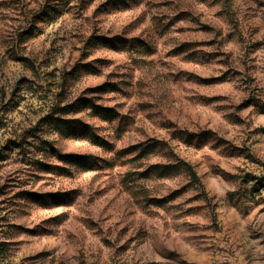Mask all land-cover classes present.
Here are the masks:
<instances>
[{
  "label": "rangeland",
  "instance_id": "374dc122",
  "mask_svg": "<svg viewBox=\"0 0 264 264\" xmlns=\"http://www.w3.org/2000/svg\"><path fill=\"white\" fill-rule=\"evenodd\" d=\"M31 2L39 8L34 21L45 17L55 22L53 16L56 20L63 16L50 3L40 8L38 0ZM142 3L144 0H107L95 9L94 14H119L113 24L128 36L96 37L93 32L86 43L73 36V44L67 35L52 33L49 38L33 23L18 33L21 43L25 38L35 41L31 56L17 55L14 47L5 50L21 70L34 72L37 59L43 66L54 59L62 62L68 69L58 93L63 100L80 83H70L68 78L81 67L86 57L83 49L93 40L106 41L101 56L84 65L88 78L80 95L63 107H54L53 112L60 116L49 113L36 126L23 127L30 118L21 111L16 121L19 132H9L13 121L8 113L20 108L13 100L20 86L29 83L28 76L20 77L11 93L13 100L0 109L5 113L0 117V264H252L253 253L264 262V198L237 208L231 203L235 193L229 191L223 202H217L211 222L205 213L209 194L224 193V185L231 186L241 173L242 183L257 181L253 191L264 187V172L255 174L264 169V161L233 143L241 134L248 139L264 134V105H254L257 126L252 133L244 132L245 118L234 113L232 118L221 116L230 106L222 102L240 90L237 77L243 78L245 91L256 85L252 92H264L260 87L264 84V0H148L141 9ZM240 4L245 7L241 9ZM26 7L24 0L0 3V42L7 43L9 28L17 25ZM145 24L153 28L164 57L159 67L175 61L182 65L179 72L153 75L156 66L145 64L143 69L137 68V75L144 79L129 90V80L112 81L127 74L113 72L106 77L92 67L109 66L119 55L118 45L129 38L140 41ZM229 45L242 52V58L237 57L241 67L230 66L235 53ZM181 76L186 80L179 83ZM253 104L250 96L236 110H247ZM49 119L72 121L65 129L72 151L61 152L50 141L34 145L29 139H39V124ZM117 119L119 123L113 127ZM197 125L204 130L187 132ZM208 133L217 137V145H229L231 150L212 157L203 154L191 139ZM118 143L125 146L117 148ZM45 145L49 146L45 156L54 157L56 163L33 158V152H41ZM92 150L114 156L94 155ZM83 155L87 162L77 159ZM153 160L156 162L150 163ZM71 163L80 171L74 174L66 167ZM20 175L27 179L20 180ZM51 180L62 182L69 191L32 190L31 185L41 182L51 187ZM197 185L205 191H197ZM190 190L196 194L188 195ZM53 195L60 198L41 199ZM236 215L239 221H234ZM240 222L243 231L234 233ZM25 223H35V227ZM245 234V243L251 246L241 251ZM161 236L166 244L161 243ZM228 243L235 250L226 248ZM225 252L233 259H224ZM153 254L160 260L148 259Z\"/></svg>",
  "mask_w": 264,
  "mask_h": 264
},
{
  "label": "clouds",
  "instance_id": "9594fccd",
  "mask_svg": "<svg viewBox=\"0 0 264 264\" xmlns=\"http://www.w3.org/2000/svg\"><path fill=\"white\" fill-rule=\"evenodd\" d=\"M2 2L3 0H0V3ZM101 2L106 3L107 0H38L40 8H42L45 3H50L51 5L58 7L63 12V16L60 17L59 20H56L53 16L52 20L55 22H51L45 17H41L34 21L32 17L36 14V12L39 11V8L35 7L31 0H24V3L27 5L24 16H20L18 18V23L15 27L9 28L8 31L10 35H6L5 37L7 39V43L0 42V109H3V106L8 104L9 100H13L11 93L15 89L16 82L20 79V77H29V83L20 86V90L17 91L16 97L13 100L14 104L17 102L19 103L20 108L17 109L16 112L8 113L9 119L13 121L12 126L9 128V132L13 131V129H15L17 133L19 132L20 129L17 127L16 121L20 119V116L17 113L21 111L26 113L30 118L23 125V127H27L29 125L33 127L36 126L41 118L49 115V113H52L53 117L60 116L61 114L59 112H53L54 107L57 105L63 107L65 103H71L76 99L77 96L80 95L88 78V69L85 68L84 65H87L90 59H96L97 57L101 56L106 46V41L103 39L93 40L91 43H89L88 48L83 49V51L86 53V57L85 59L81 60V67L77 69V73H74L73 77L68 78L70 83H75L76 80H79L80 83L76 84V87L71 90V95H68L63 100L58 99V93L62 91L65 81L64 74L68 69L63 66L62 62L54 59L50 65L43 66L39 63V59H37L34 72L21 70L20 65L13 64L9 60V55L11 54H6L5 50L7 48L14 47L17 55L31 56L35 41L25 38V42L21 43L18 39V33L22 32L24 28L29 27L33 23L35 24L37 31L43 30L45 35L49 36V38H51L52 33H55L59 36L67 35L69 37V42L73 44L76 42V40L72 39L73 36L79 39L81 43H86L88 42V37L93 32H95L96 37H113L117 35L128 36L127 33L122 32L113 24V20L119 14L109 15L105 11L94 14L95 9ZM129 2H131V0H129ZM147 2L148 0H144V3L141 4V9L144 8V4ZM239 7L243 9L245 5L240 4ZM0 11H2V9H0ZM248 23L255 24L256 21H249ZM177 27H179V25H177ZM69 28L71 29L70 32L68 31ZM141 32L142 35L140 32L137 33L138 35H141L140 41H133L129 38L127 42L120 43L118 45L119 55L114 57L113 62L109 66L104 67L100 64H96L92 65V67L99 69L106 77L109 73L113 72L127 74L121 75L119 78L113 77L112 81L113 83L120 84L121 80H129L132 85V89L129 90L135 89L137 86V81L144 79V77L137 75V68L139 67L143 69L145 64L156 66L153 75H155L156 72H179L182 65H177L175 61H171V63L166 65L164 68L159 67V63L164 59V57L159 51V43L155 39L153 28L148 24H145L142 26ZM245 36H247L246 30ZM172 46L174 45H169V47ZM153 48H156L157 50L153 52ZM229 48L231 49V45H229ZM231 50L235 54L232 57L233 65L230 66L241 67L237 57L242 58V52L238 51L237 49ZM65 51H67V48H65ZM241 70L243 71L242 68ZM50 72L52 75H48ZM169 79H171V77ZM184 80H186V77L181 76L178 82L182 83ZM242 80V77L236 78L235 83L240 87V90L234 92L231 99L222 102L230 106L221 113V116L232 118L231 114L234 113L237 117L245 118L248 121V125L245 127L244 132L252 133L254 128L257 126L254 105H264V92H252L251 89L256 87V85L250 86L248 90L245 91ZM121 87H123V85H121ZM260 87H264V84H261ZM147 90L148 89H146V91ZM250 96L254 98V104L249 105L247 110L237 111V106ZM119 99L120 98L117 97V100ZM97 102L99 103L100 101ZM125 111H127V109H125ZM249 113H252V115H249ZM4 115L5 113L0 110V117H3ZM261 122L264 123V120ZM118 123L119 119L114 120L112 122V126L115 127ZM203 130L204 129H202L199 125H197L195 128H187V132L199 133ZM173 131H176V129H173ZM213 131L215 132L217 130L213 129ZM220 135H223V133L221 132ZM37 136L39 139H32L29 137L34 145L39 144L43 140L50 141L51 146L55 147L61 152L67 153L73 150L69 144L70 137H68L64 126L59 125L55 119H49L48 121L40 123ZM183 138L188 139L187 135H185ZM227 138L231 139V137ZM216 140V136L208 133L203 137L199 135L193 136L191 142L194 145H199L201 147L202 153L208 157L214 156L216 152H223L225 149L231 150L229 145H217ZM255 141H258V143H254ZM233 143L241 148H247L253 155H257L261 161H264V134H253L251 135L250 139H248L246 135L241 134L239 138L233 140ZM122 146L125 145H121L119 143L117 144V148ZM48 148L49 146L45 145L41 152H33V158L35 160L46 161L47 163H56L57 161L54 157L45 156V152L48 151ZM92 151L94 155H100L106 158H111L114 156V153H102L97 152L96 150ZM155 162V160L150 161V163ZM66 167H69L74 174L80 171L79 166L75 163H71ZM32 171L35 170L32 169ZM262 172H264V169L256 171L255 174L260 175ZM19 179L25 180L27 177L25 175H20ZM242 180L243 173H241L240 179L232 183L231 186L228 184L224 185V193L219 195L211 193L209 194L208 200L210 206L205 208V213L209 217L207 222H211V218L215 215L214 210L216 208L217 202H223L222 197L226 198L225 194L229 191L235 193V195L231 198V203L237 208H243L245 205L253 202V199L258 201L261 198H264V187L257 186L258 191H253L254 185H257L256 180L249 179L247 183H242ZM187 182V180L184 181V183ZM49 183L52 185L51 187L42 186V182L40 184L31 185V187L33 191H38L40 193H64L69 191V188L64 186L62 182L57 183L55 180H51ZM196 188L197 191H205V188L200 185H197ZM195 194L196 192L191 190L188 193V195ZM59 198V196L55 195L41 196V199L44 200H56ZM233 219L234 221H239V216L236 215ZM38 222L39 221L37 220L36 223ZM242 223L243 222L237 224L236 229L233 230L234 233L243 231ZM248 223L251 224V220H249ZM25 226L35 227V223H25ZM261 230L264 231V229ZM229 238V236H225L226 240ZM0 239H3V237L0 236ZM160 241L163 244L167 243L163 236L160 237ZM246 241L247 234H245L244 239L240 241L241 244L245 245L241 251H246V249L251 246L250 244L245 243ZM252 243L254 244L256 242L253 241ZM225 247L235 250V247L232 243L226 244ZM236 255L239 256L240 253L236 252ZM223 258L226 260L233 259L226 252L223 254ZM148 259L160 260V256L153 254L149 256ZM252 264H264V262L257 260L255 254L253 253Z\"/></svg>",
  "mask_w": 264,
  "mask_h": 264
},
{
  "label": "trees",
  "instance_id": "16d2710c",
  "mask_svg": "<svg viewBox=\"0 0 264 264\" xmlns=\"http://www.w3.org/2000/svg\"><path fill=\"white\" fill-rule=\"evenodd\" d=\"M55 121L59 124V125H63L64 129H68L72 126V121H69L67 119L65 120H60V119H55ZM134 148H138V147H134ZM76 158V157H75ZM77 159L83 161V162H87L88 161V157L83 155V156H77ZM195 174V173H194Z\"/></svg>",
  "mask_w": 264,
  "mask_h": 264
}]
</instances>
